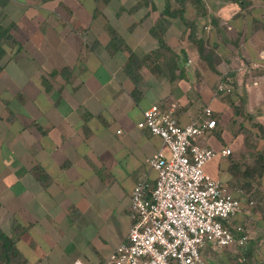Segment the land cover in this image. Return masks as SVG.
<instances>
[{"label": "crops", "instance_id": "obj_1", "mask_svg": "<svg viewBox=\"0 0 264 264\" xmlns=\"http://www.w3.org/2000/svg\"><path fill=\"white\" fill-rule=\"evenodd\" d=\"M255 2L187 1L191 38L185 21L164 14L178 0H0V227L23 264H103L127 239L133 190L158 177L148 159L163 140L138 127L153 104L175 105L182 124L211 106L218 126L199 142L233 155L206 171L241 185L239 75L232 94L216 87L258 55ZM251 215L227 224L247 229ZM219 251L207 247L205 261L221 264Z\"/></svg>", "mask_w": 264, "mask_h": 264}, {"label": "built area", "instance_id": "obj_2", "mask_svg": "<svg viewBox=\"0 0 264 264\" xmlns=\"http://www.w3.org/2000/svg\"><path fill=\"white\" fill-rule=\"evenodd\" d=\"M258 70H264V49L256 58L224 73L217 94H232L239 73ZM176 110L175 105L156 103L143 112L138 127L163 140V148L148 159L158 177L154 186L147 176L135 186L129 235L103 264H208L203 257L207 247L243 246L249 240L245 225L235 232L227 223L254 205L253 196L246 205L240 185L232 187L206 171L216 156L233 153L229 147L217 151L199 142L218 126L213 108L206 106L187 124L180 123Z\"/></svg>", "mask_w": 264, "mask_h": 264}, {"label": "rangeland", "instance_id": "obj_3", "mask_svg": "<svg viewBox=\"0 0 264 264\" xmlns=\"http://www.w3.org/2000/svg\"><path fill=\"white\" fill-rule=\"evenodd\" d=\"M253 8L259 9L262 17L257 24L259 27L257 28L259 30L257 35L253 34V42L258 51L257 56H259L260 50L264 49V0H256ZM236 46L239 47V43ZM239 48H243V46ZM238 78H240V83L237 81V85L240 84L241 96L243 95L242 98L244 99V103L240 102L239 107L244 114L243 120L247 128L244 126V151L237 152V155L233 157L238 159V169L240 175L243 176L248 168L256 167L257 153L264 152V70H258L253 74L239 73ZM255 80L259 82L258 85L253 84ZM248 102L250 104L246 105ZM239 183L251 191L250 198L243 197L245 204L249 205L251 197L254 198V205L247 207V210L252 214V219H247L249 222V226H247L249 240L243 246L233 245L218 249L222 250L218 253L224 257L221 264H264V174L256 173L252 179H245L244 177V180Z\"/></svg>", "mask_w": 264, "mask_h": 264}, {"label": "trees", "instance_id": "obj_4", "mask_svg": "<svg viewBox=\"0 0 264 264\" xmlns=\"http://www.w3.org/2000/svg\"><path fill=\"white\" fill-rule=\"evenodd\" d=\"M105 2L107 0H104ZM180 3V8L177 9L176 11L172 10V6L170 3L167 4V7L164 11V14H169L173 17H180L183 21L186 22L187 27L191 29L190 32V37L194 38V27L195 24L194 22L187 21L184 17V7L188 2H192L194 4H199L202 2V0H178ZM7 31L3 30L0 26V40L3 37H6ZM199 44V47L201 49V54L203 51V41L199 40L197 41ZM213 53V52H212ZM0 54H1V47H0ZM213 58V56H212ZM214 59V58H213ZM211 67L214 68V65L212 64V60H210ZM234 108L236 109L237 113L239 112V106H236L233 104ZM247 131V130H245ZM256 157V167H250L248 168L245 173L243 174L245 179H252L255 177L256 173L259 175L264 174V152L257 153ZM247 182V181H246ZM252 182V181H250ZM248 182V183H250ZM242 189L245 191V196L250 197L251 191L247 188L244 187L242 184L240 185ZM244 196V197H245ZM24 263V256L19 250L16 242L12 239V237L7 234L3 229L0 227V264H23Z\"/></svg>", "mask_w": 264, "mask_h": 264}]
</instances>
